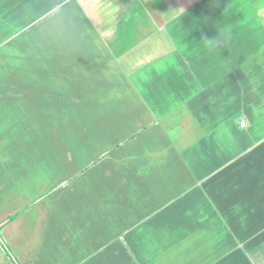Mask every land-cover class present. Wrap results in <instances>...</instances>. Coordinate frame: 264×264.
<instances>
[{
  "label": "crops",
  "instance_id": "1",
  "mask_svg": "<svg viewBox=\"0 0 264 264\" xmlns=\"http://www.w3.org/2000/svg\"><path fill=\"white\" fill-rule=\"evenodd\" d=\"M2 106L0 264H264V0H0Z\"/></svg>",
  "mask_w": 264,
  "mask_h": 264
},
{
  "label": "rangeland",
  "instance_id": "2",
  "mask_svg": "<svg viewBox=\"0 0 264 264\" xmlns=\"http://www.w3.org/2000/svg\"><path fill=\"white\" fill-rule=\"evenodd\" d=\"M6 110H10V109H8V108L2 106V107L0 108V114H1L3 117L7 115V117H8V121H7L8 124L14 126V125L16 124V123H15V122H16V118H15V116H18V117H19L20 110H18V111H13V112H10V111L7 112ZM5 125H6V122H5V121L0 122V132L3 133V130H4ZM3 126H4V127H3ZM19 130H20V129H16V130L14 129V130H12V132L10 133V135H11V140H12V139H15L17 144H21V143H22L23 145H25V140L22 141L21 138H20V131H19ZM27 140H32L31 135L28 137ZM111 141H112V139H111ZM67 145H68V146H71V147H74L72 144L70 145V144L67 143ZM61 151H63V150H61ZM96 152H97V151H94V149L91 148V149L88 151L87 156H89V157H94V156L97 154ZM54 158L58 161L59 166H62V167L67 168V166L64 165V162H65V159H66L65 151L56 154V155L54 156ZM63 172H64V170H57V171H55V173H56L57 176L63 174Z\"/></svg>",
  "mask_w": 264,
  "mask_h": 264
},
{
  "label": "built area",
  "instance_id": "3",
  "mask_svg": "<svg viewBox=\"0 0 264 264\" xmlns=\"http://www.w3.org/2000/svg\"><path fill=\"white\" fill-rule=\"evenodd\" d=\"M240 124H241V127H245L246 122L245 121H242Z\"/></svg>",
  "mask_w": 264,
  "mask_h": 264
}]
</instances>
